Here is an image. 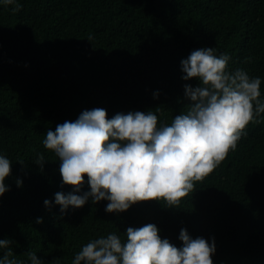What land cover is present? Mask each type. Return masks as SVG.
Listing matches in <instances>:
<instances>
[{"label":"trees","instance_id":"trees-1","mask_svg":"<svg viewBox=\"0 0 264 264\" xmlns=\"http://www.w3.org/2000/svg\"><path fill=\"white\" fill-rule=\"evenodd\" d=\"M201 48L227 54L229 72L259 77L264 102V0H0V155L12 163L0 197V239L11 243L0 256L72 264L88 242L126 241L128 227L152 223L178 248L182 229L214 239V264H264V113L177 206L152 200L109 213L107 200L89 198L61 212L55 203L74 189L44 147L47 131L94 108L109 119L153 111L170 125L187 111L185 85L200 83L182 78L181 61ZM89 191L85 177L74 194Z\"/></svg>","mask_w":264,"mask_h":264},{"label":"clouds","instance_id":"clouds-1","mask_svg":"<svg viewBox=\"0 0 264 264\" xmlns=\"http://www.w3.org/2000/svg\"><path fill=\"white\" fill-rule=\"evenodd\" d=\"M6 5L16 0H3ZM19 4L12 9L19 12ZM90 39V38H89ZM227 54L214 48L193 50L181 61L184 80L196 78L199 85H185L190 101L186 113L175 116L170 125L158 123L153 111L116 114L111 119L103 108L83 111L75 121H65L48 130L44 147L59 158L63 184L80 192L87 177L90 191L83 195L57 192L55 203L61 212L80 208L89 200H107L106 212H123L137 202L163 200L177 206L235 151L249 123L264 113L259 77L244 70L229 72ZM40 160L43 157L40 156ZM11 161L0 155V197L10 190L5 180L11 175ZM17 181V186L21 185ZM46 207L51 206L45 200ZM37 223H42L38 218ZM155 224L128 227L126 241L109 234L88 242L72 264H214L215 242L191 238L182 229L178 248L162 239ZM0 239V249L9 248ZM9 249L0 264H18ZM31 264H43L29 252Z\"/></svg>","mask_w":264,"mask_h":264}]
</instances>
